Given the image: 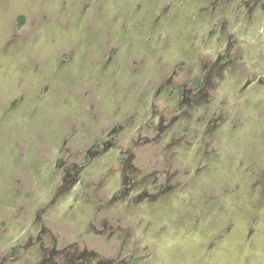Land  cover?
I'll return each mask as SVG.
<instances>
[{"label":"flooded vegetation","instance_id":"1","mask_svg":"<svg viewBox=\"0 0 264 264\" xmlns=\"http://www.w3.org/2000/svg\"><path fill=\"white\" fill-rule=\"evenodd\" d=\"M160 2L157 10L138 5L147 20L130 13L134 23L113 31L117 37L102 52H91L93 61L86 56L89 71L75 74L91 87L83 103L75 96L72 105L85 120L72 123L70 131L81 127L83 137L75 142L70 131L60 136V147L43 152L44 162L35 168L26 164L25 158L33 164L32 157L18 159L30 191L25 197L13 184L0 191L1 216L6 215L0 221V264H137L139 247L129 236L145 234L142 221L161 218L155 225L160 230L166 222L164 237L180 230L181 220L187 228L203 224L207 213L225 212L212 206L226 204L229 184L238 199L235 185L245 184L244 169L264 166L250 156L243 166L244 128L235 130L226 119L231 100L264 91V71L258 69L264 45L255 36L264 30V0ZM177 17L192 20L188 41L172 38ZM253 37L262 46L252 49V69L247 57ZM111 88L115 105H99L112 96ZM229 156H236L233 165ZM263 180L256 177L250 186ZM240 218L230 216L234 232L240 231ZM90 235L114 251L89 249L82 238ZM168 242L178 249V242ZM168 247L163 251L170 256Z\"/></svg>","mask_w":264,"mask_h":264},{"label":"rangeland","instance_id":"2","mask_svg":"<svg viewBox=\"0 0 264 264\" xmlns=\"http://www.w3.org/2000/svg\"><path fill=\"white\" fill-rule=\"evenodd\" d=\"M161 3L160 0H0V191L3 184H13L24 189L22 194L26 197L30 190L24 188L27 181L18 171L24 163L18 159L23 155L32 157L33 164L25 158L26 164L35 168L36 162H44L41 159L43 152L60 147V136L70 131L72 123L85 120L80 121L72 105L75 96L80 97L83 103L85 93L91 88L88 79L81 83L75 78L76 73L89 71L86 56L93 61L92 53L102 52L106 44L111 43L112 36L117 37L113 31L122 30L124 23L131 24L130 13L139 20H147L143 12H138V5L141 9L157 10ZM172 22H175L170 27L173 40L188 41V27H192V20L177 17ZM259 24L263 27L264 21ZM255 36H261L260 41L264 45V30ZM256 37L248 42L252 53L247 60L251 62L248 66L252 69L255 68L252 49L256 50L254 47L260 45ZM66 57H70L67 64L59 66L58 61ZM258 69L263 72L264 65ZM120 80L121 85L125 84L123 76ZM110 93L112 96L99 101V105L101 102L107 108L115 105L112 88ZM246 94L242 99H239L240 95L234 102L230 101L226 116L233 129L244 128L240 133L244 150L239 158L243 166L247 156L264 161V91ZM134 105L130 103L131 107ZM82 130L79 127L78 131H70L71 139L79 141L83 137ZM211 143L216 148L215 140ZM231 157L230 165H233L236 156ZM259 167L244 169L240 173L245 184L235 185L238 199L231 192L234 186L229 184L228 202L212 206L227 214L222 211L207 213L205 220L201 221L203 224L199 222L194 228H187L181 220L180 230L171 231L165 237L161 230L166 228V222L161 223L160 230L155 225L161 218L149 217L142 221L147 225L145 234L140 236L141 232H138L137 237L129 236L139 247L137 264H264V183L250 186L251 180L264 176V166ZM221 212L224 215L221 216ZM236 213L241 216L238 232H234L235 221L230 219ZM1 215L2 211L0 221L1 218L6 221V215ZM209 218L211 221L207 225ZM189 219L195 221L196 217ZM67 239L70 238L67 236ZM82 240L89 249L106 248L104 241L94 236H85ZM170 240L179 243L176 245L178 249L168 247ZM164 247L171 249L170 256L168 252L164 254ZM111 248H106L109 253L114 251Z\"/></svg>","mask_w":264,"mask_h":264},{"label":"trees","instance_id":"3","mask_svg":"<svg viewBox=\"0 0 264 264\" xmlns=\"http://www.w3.org/2000/svg\"><path fill=\"white\" fill-rule=\"evenodd\" d=\"M22 25V19H20V21H19V26H21Z\"/></svg>","mask_w":264,"mask_h":264}]
</instances>
